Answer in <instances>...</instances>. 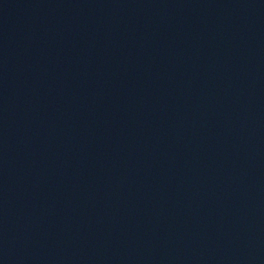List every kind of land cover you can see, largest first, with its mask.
<instances>
[{
    "label": "water",
    "instance_id": "1",
    "mask_svg": "<svg viewBox=\"0 0 264 264\" xmlns=\"http://www.w3.org/2000/svg\"><path fill=\"white\" fill-rule=\"evenodd\" d=\"M216 0H0V264H25L153 108Z\"/></svg>",
    "mask_w": 264,
    "mask_h": 264
}]
</instances>
